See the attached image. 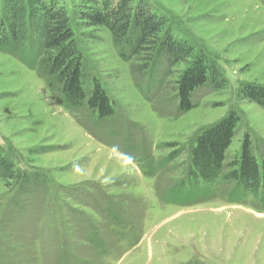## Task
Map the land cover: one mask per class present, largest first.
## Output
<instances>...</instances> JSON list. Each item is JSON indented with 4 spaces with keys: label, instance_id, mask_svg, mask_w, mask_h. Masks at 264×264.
<instances>
[{
    "label": "rangeland",
    "instance_id": "rangeland-1",
    "mask_svg": "<svg viewBox=\"0 0 264 264\" xmlns=\"http://www.w3.org/2000/svg\"><path fill=\"white\" fill-rule=\"evenodd\" d=\"M146 1L225 81L180 112L183 64L167 77L141 70L106 29L79 30L87 83L97 79L114 105L99 120L0 51V145L40 181L21 194L0 179V264H264V190L189 176L196 138L230 113L223 173L246 138L264 159V110L239 95L243 83L264 85V0Z\"/></svg>",
    "mask_w": 264,
    "mask_h": 264
},
{
    "label": "trees",
    "instance_id": "trees-1",
    "mask_svg": "<svg viewBox=\"0 0 264 264\" xmlns=\"http://www.w3.org/2000/svg\"><path fill=\"white\" fill-rule=\"evenodd\" d=\"M0 0V51L11 54L47 82L67 108H86L94 118L103 120L114 114L113 101L100 82L87 83L88 70L79 47L77 32L104 28L126 60L138 63L141 70L164 75L183 64L174 80L180 112L195 105L192 94L204 86H220L225 80L219 65L198 51L188 39L172 32L169 20L146 0ZM70 9V10H69ZM163 67V68H162ZM243 99L264 110V85L243 83ZM238 117L230 113L201 133L190 153L189 176L206 182L217 178L234 181L249 190H264V159L258 161L248 138L223 173L225 152L231 145ZM0 179L7 186L27 192V186L40 183L37 174L20 172L0 145Z\"/></svg>",
    "mask_w": 264,
    "mask_h": 264
}]
</instances>
